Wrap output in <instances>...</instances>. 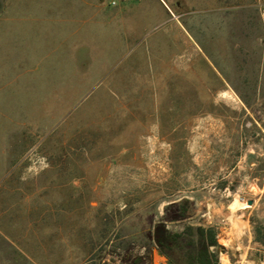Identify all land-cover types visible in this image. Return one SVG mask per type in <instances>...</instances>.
<instances>
[{
	"label": "rangeland",
	"instance_id": "obj_1",
	"mask_svg": "<svg viewBox=\"0 0 264 264\" xmlns=\"http://www.w3.org/2000/svg\"><path fill=\"white\" fill-rule=\"evenodd\" d=\"M158 225L264 264V0H0V264H169Z\"/></svg>",
	"mask_w": 264,
	"mask_h": 264
},
{
	"label": "trees",
	"instance_id": "obj_2",
	"mask_svg": "<svg viewBox=\"0 0 264 264\" xmlns=\"http://www.w3.org/2000/svg\"><path fill=\"white\" fill-rule=\"evenodd\" d=\"M191 230V228L188 229V233ZM198 233L200 237L199 248L194 252L185 254L184 261H181L182 257H179L175 250L185 237V233L173 234L166 230L163 225H158L155 240L161 253L167 257L169 264H218V257L210 251V247L216 244V241L210 235L211 231H205L202 227H199Z\"/></svg>",
	"mask_w": 264,
	"mask_h": 264
},
{
	"label": "water",
	"instance_id": "obj_3",
	"mask_svg": "<svg viewBox=\"0 0 264 264\" xmlns=\"http://www.w3.org/2000/svg\"><path fill=\"white\" fill-rule=\"evenodd\" d=\"M252 204H253V202H252V201H249V202H248V205H252Z\"/></svg>",
	"mask_w": 264,
	"mask_h": 264
},
{
	"label": "built area",
	"instance_id": "obj_4",
	"mask_svg": "<svg viewBox=\"0 0 264 264\" xmlns=\"http://www.w3.org/2000/svg\"><path fill=\"white\" fill-rule=\"evenodd\" d=\"M114 4H116V2H114Z\"/></svg>",
	"mask_w": 264,
	"mask_h": 264
}]
</instances>
